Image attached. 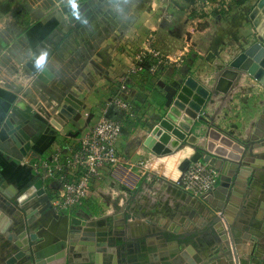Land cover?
<instances>
[{
	"label": "crops",
	"instance_id": "obj_1",
	"mask_svg": "<svg viewBox=\"0 0 264 264\" xmlns=\"http://www.w3.org/2000/svg\"><path fill=\"white\" fill-rule=\"evenodd\" d=\"M238 1L230 0L227 9L212 10L199 17L189 11V0H116L115 3L110 0H74L72 4L86 5V8L72 21L75 15L62 11L64 4L61 0H0V126L8 115H13L16 121L22 120L14 106L17 96L26 102L36 99L46 105L47 100L42 98L39 88H45L54 98L66 91L73 92L83 100L80 113L88 111L95 117L104 112L112 95L120 93L134 102V109L125 114L123 120L117 144L120 156L134 163L145 160L148 177L153 172L163 180H176L181 173L179 162L193 148H186L175 156L159 157L143 146L147 122L152 121L153 115L164 104V92L157 85L147 97L139 93L138 87L122 92L111 82L112 76H123L125 68L132 62L133 53L145 43L147 35L153 33L157 49L171 59L160 70L157 83L193 76L208 86L213 85L215 93L206 106V115L233 136L249 139L256 154L253 163L258 166L251 184L253 192L246 209L241 210L242 216L239 207L243 203L242 194L247 191L248 173L239 176L235 194L223 201L213 196H206L207 200L191 195L190 198L174 185L153 176L155 180L149 181L134 169L133 182L135 190H139L136 204L143 208L141 211H134L132 218L125 219L119 209L109 217L110 225H93L94 229L74 226L70 230L69 224L67 226L63 221L65 214L50 207L49 188L44 183L38 184L39 178L32 174L28 164L23 163L46 154L50 143L61 137V133L74 134L83 122L70 121L56 136L41 132L26 156H21L14 146L0 141V187L3 188L0 203L8 215L20 222L18 230L23 228V220L25 222L27 217L31 232L42 231L52 242L61 231L66 232L67 241L73 240L68 245V252L76 262L235 264L231 256L206 261L208 249L219 239L218 231L226 230L229 221L240 226L233 238L244 241L237 252L239 263L264 264V126L261 128L259 122L264 116V71L260 76L257 70L259 77L255 78L245 70V74L236 80L234 73L241 72V68L229 67L237 54L252 44L256 34L247 10L252 0ZM82 45L85 48L93 45L92 53L82 54ZM35 57L55 73L47 86L35 85L28 80L30 76H27L25 64ZM180 58L184 61L176 66L173 60ZM262 61L264 66V58ZM220 73L219 81L216 75ZM54 117L60 118L57 112ZM55 123L51 124L54 129ZM227 165L224 162L222 167L231 176L234 164ZM119 192L123 196L129 193L122 185L111 181L95 183L91 187L94 202L112 209L119 208L115 203ZM212 207H221L220 213ZM220 214L225 219L214 224L212 216ZM196 230L202 231L188 237L192 245H183L176 252L170 251L177 247L176 244L162 238L165 234ZM245 232L256 234L257 240L244 238ZM227 235L222 236L226 245L229 244ZM134 240L144 243L137 252L127 246ZM14 252L13 242L0 235V264H6ZM140 255L145 258L140 259ZM16 264H30V261L24 263L20 260Z\"/></svg>",
	"mask_w": 264,
	"mask_h": 264
},
{
	"label": "water",
	"instance_id": "obj_2",
	"mask_svg": "<svg viewBox=\"0 0 264 264\" xmlns=\"http://www.w3.org/2000/svg\"><path fill=\"white\" fill-rule=\"evenodd\" d=\"M110 1L116 2V0ZM85 8L86 5L66 4L62 6V11L74 14L72 21H75L77 15H81ZM248 18L257 34L253 38L252 44L237 54L236 58L229 64V67L241 68V72L234 73L236 80L245 74V70L255 75V78L259 77V75L257 76V70H259L260 76L262 71H264L262 63L264 58V0L255 1L248 13ZM79 21H82V18ZM25 66L27 76L33 78L34 81L32 83L35 85L41 83L47 86L55 77L52 68L36 57L26 62ZM221 76L222 73L219 76L216 75V78L219 80ZM262 81L264 82V77ZM205 83L193 76H187L185 79L179 78L168 83L163 81L157 83L158 87L164 92V104L153 115L152 121L147 122L143 146L159 157L175 156L179 151L193 148V151L179 162L178 169L180 172H184L190 163L201 161L217 170L220 174L217 186L201 196L204 200H207L206 196H213L223 201L226 200V197L235 194L238 188L236 181L239 176L248 173L247 191L242 194L243 203L239 207V213L242 216L243 212L241 210L246 209L249 195L253 192L251 184L255 180V170L258 168L253 163V158H255L256 154L253 153L252 142L249 139L233 136L215 125L212 118L206 115V106L208 102L212 101L211 97L215 90L213 85L208 86ZM39 90L43 97L45 94L48 96V101H55L54 109L55 111L57 110L60 118L54 117V115L51 119L48 115L40 116L36 114L33 116L34 113L31 111L29 103L22 99L21 96H17L14 106L22 120L16 121L13 115H8L0 126V141H5L8 145L14 146L21 156H26L31 151L32 144L36 143L41 132L56 136L59 132H62L65 125L69 124L70 121L79 122L81 120L80 110L83 108V100L76 94L66 91L60 97L54 98L45 88H39ZM52 122L53 124L54 122L57 123H55V129L51 127ZM259 122L261 128H263L264 116ZM67 135L76 136L77 132L74 134L69 132ZM224 162L225 165L234 164L231 176L228 170L222 167ZM38 184H43L42 180L39 179ZM1 190H3L2 187H0V192ZM188 196L192 198L190 195ZM10 202L15 203L11 199ZM3 208L0 203V235L13 242L15 250L14 254L7 259L6 264H16L20 260L24 263L29 260L30 264H67L70 261L76 262V260L71 259L70 252H68V245L73 240L67 241L66 232L64 234V231H61V234L53 243L46 238L42 231L31 232L29 223L26 222L27 217H25V222L23 220V228L18 230L20 222L8 215ZM212 208L214 210L217 209L218 213L221 211V207ZM209 211L212 213V210ZM221 218L225 219L222 214L220 216H212V221L214 224L215 222L219 223L222 220ZM63 221L65 225L68 226L69 224L70 230H73L74 226H88L86 229H94L93 225L100 226L105 223L110 225V219L107 216L90 217V220L86 221V219L75 216L68 217L65 214ZM226 227V230L220 229L218 231V241L208 249L206 253L207 262L219 259V256H223L226 259L231 256L235 259V264H240L237 252L240 248L239 245L244 241L242 238H233V235H235L233 233H236V228H240V226L236 222L230 223L228 221L226 222ZM13 230H18V232L12 234ZM201 231H189L181 235L185 236L184 238H188L200 234ZM224 235H227L229 239L228 245H226V241L225 243L222 241V236ZM243 237L248 240H257V235L251 232H245ZM176 246L170 251L176 252V249L181 248L180 245L176 244Z\"/></svg>",
	"mask_w": 264,
	"mask_h": 264
},
{
	"label": "built area",
	"instance_id": "obj_3",
	"mask_svg": "<svg viewBox=\"0 0 264 264\" xmlns=\"http://www.w3.org/2000/svg\"><path fill=\"white\" fill-rule=\"evenodd\" d=\"M73 1L61 0L64 5L72 4ZM229 3L230 0H193L189 11L201 17L212 10L227 9ZM119 33L123 32L120 30ZM92 47L93 45H86V48L83 46L80 52L92 53L94 48ZM170 60L157 49L155 36L149 33L145 43L133 53L132 62L125 68L123 76L115 75L117 78L112 76L111 82L115 83L118 90L122 92L138 87L139 93L149 97L157 86L160 70L168 65ZM183 61L182 58L173 60L176 66H180ZM28 80L31 83L34 81L31 77ZM42 98L47 100L46 105L36 99L28 101L31 111L40 116L48 115L51 119L54 112H57L54 109L55 101H48L46 94ZM105 107L104 112L96 117L88 111L82 112L83 122L77 126L76 136L69 137L61 133V137L50 143L51 146L46 154L23 162L28 164L32 174L49 188L48 201L55 212L87 221L90 217H110L119 209L125 219L132 218L134 211L143 209L136 204L139 200L136 196L139 190L138 192L135 190L133 179L136 176L135 170L148 177L147 162L141 160L134 163L128 158H122L117 147L125 114L134 109V102L126 99L123 94L117 93L112 95ZM152 176L148 177L149 181H153ZM219 176L217 170L206 163L197 161L190 163L176 182L162 181L168 185L175 183L174 186L181 191L193 197H201L217 186ZM104 181L122 185L129 192L127 196H123L120 192L116 194L115 203L119 205L117 206L119 208L112 209L94 202L91 187L95 183Z\"/></svg>",
	"mask_w": 264,
	"mask_h": 264
},
{
	"label": "flooded vegetation",
	"instance_id": "obj_4",
	"mask_svg": "<svg viewBox=\"0 0 264 264\" xmlns=\"http://www.w3.org/2000/svg\"><path fill=\"white\" fill-rule=\"evenodd\" d=\"M184 237L185 236H182L181 234H173V235L165 234V236L163 235L162 238L168 239V240H166L167 242H169V243L174 242L175 244L180 245L181 247H183V245H187V244L192 245V241H191L192 236H191V238H184ZM193 240H194V237H193ZM143 245H144V243L139 242L138 240L129 241V244H127V246H129L133 252L139 251V249L141 247H143Z\"/></svg>",
	"mask_w": 264,
	"mask_h": 264
},
{
	"label": "rangeland",
	"instance_id": "obj_5",
	"mask_svg": "<svg viewBox=\"0 0 264 264\" xmlns=\"http://www.w3.org/2000/svg\"><path fill=\"white\" fill-rule=\"evenodd\" d=\"M255 1H256V0H252V1L250 2L249 5H251V7H250V8H247L248 12H249L250 9L252 8V6H253V4L255 3ZM248 7H249V6H248ZM255 31H256V30H255ZM256 34H257V32H256ZM256 34H255V36H256ZM252 35H254V34H252ZM255 36H254V37H255ZM184 151H186V150L179 151V153H180V152H184ZM186 157H187V156H186ZM152 174H153V177H154L155 179H161V180H163V178H161V177L159 176L158 173L156 174V173H153V172H152ZM180 174H182V172H181ZM155 179H153V180H155ZM164 181H165V182H169V180H164ZM174 181L176 182V180H174ZM171 182H172V181H171ZM174 184H175V183H174ZM174 184H173V185H174Z\"/></svg>",
	"mask_w": 264,
	"mask_h": 264
},
{
	"label": "trees",
	"instance_id": "obj_6",
	"mask_svg": "<svg viewBox=\"0 0 264 264\" xmlns=\"http://www.w3.org/2000/svg\"><path fill=\"white\" fill-rule=\"evenodd\" d=\"M246 0H239L238 3H243L245 2ZM193 2V0H189V3L191 4ZM140 259H144L145 256L144 255H140ZM67 264H92L90 262H73V261H70L68 262Z\"/></svg>",
	"mask_w": 264,
	"mask_h": 264
}]
</instances>
